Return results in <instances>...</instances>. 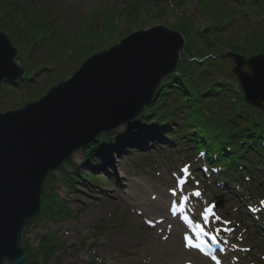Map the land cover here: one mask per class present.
<instances>
[{
  "label": "rangeland",
  "instance_id": "1",
  "mask_svg": "<svg viewBox=\"0 0 264 264\" xmlns=\"http://www.w3.org/2000/svg\"><path fill=\"white\" fill-rule=\"evenodd\" d=\"M212 1L221 7L219 15H206L203 12L206 9L204 3L201 4L203 11L198 9L200 0H185L184 3L180 0H9V4L7 0H1V27L18 48L17 62L26 69V74L20 82H3L0 89V110L19 108L29 101L39 99L53 85L72 76L82 62L95 52L114 45L116 40V43L120 42L136 30L160 23L179 30L185 38L178 67L194 54L199 57L208 54L204 58L205 66L207 63H217L215 73L218 75H205L204 79H198L196 86L199 90L205 91L212 80L218 83L228 79L235 83L236 75L232 72L235 60L225 55L232 50V41L238 36L239 39L247 36L248 31L255 25L236 0ZM137 4L139 9H133ZM161 7L164 10L159 13ZM249 10L253 16L257 14L255 9ZM186 15L194 22L192 32L196 31L190 36H186L183 29L178 27V19ZM216 20L229 22L219 30L220 28H215ZM216 32L219 40L214 45L207 44L206 53L201 55L197 49H192L202 42V34H206L212 41L217 39ZM242 54L248 57V54ZM198 64L195 62L193 65ZM245 68L250 70L247 65ZM227 70L235 75V79ZM221 87L218 84L216 88ZM156 96L155 100L158 98L157 94ZM178 98L179 93L169 92L162 109H175L179 104ZM208 99L212 98L206 96L205 100ZM216 102H202L206 107V113L202 116L212 118V123H218L220 119L215 112H219L218 103L221 104L222 100ZM185 117L183 112L175 115L170 129L174 132L179 130L180 122ZM133 122L121 124L114 130L123 135L127 126ZM170 131L164 133L166 141L172 140L168 136ZM103 135L104 133L100 134ZM170 143L160 146L155 138H148L143 147L133 144L125 147L127 150L124 149L123 153H111L107 161L99 158L100 161L95 164L87 161L83 148L77 149L71 157L72 162L82 172L96 175L99 183L90 184L80 178L74 181L77 187L69 188L61 178L62 174L56 171L61 179L54 181L55 190L52 188L50 191L57 192L66 202V211L62 210L63 216L45 215L40 211L37 218L23 228L21 241L24 242L23 247L27 254L26 262L256 263L259 260L258 254H264V241L260 235L253 233L255 228L252 220L245 215L246 208L240 207L234 193L225 187L215 186L211 178L207 183L198 179L200 183L197 195L183 171L186 165L185 151L177 150L178 147ZM181 175L186 177L183 188L177 185V178ZM47 181L46 178L45 186ZM180 191L182 194L179 196ZM176 197L191 201L200 210H205L207 204L213 201L221 200L222 204L216 208L218 215H223L233 225L232 229H240L238 237L241 238L242 256L230 249L213 259L189 247L181 235L186 226L180 217H175L170 212V204L177 200ZM46 202V197L42 195L41 210H48L45 207ZM190 212L193 213V210L190 209ZM171 231L174 233L171 234ZM43 243L48 244L50 255L46 258L39 251L31 256L32 251L29 248L41 247ZM256 247L262 249L256 251ZM185 254L189 258H184ZM261 260L264 264L263 257Z\"/></svg>",
  "mask_w": 264,
  "mask_h": 264
},
{
  "label": "water",
  "instance_id": "2",
  "mask_svg": "<svg viewBox=\"0 0 264 264\" xmlns=\"http://www.w3.org/2000/svg\"><path fill=\"white\" fill-rule=\"evenodd\" d=\"M184 45L182 33L163 23L136 30L89 56L39 99L0 110V264H40L26 262L21 239L41 210L48 174L100 134L139 118L178 67ZM18 53L0 24V89L24 77ZM225 56L237 63L233 72L246 101L264 109V53L247 58L230 50Z\"/></svg>",
  "mask_w": 264,
  "mask_h": 264
},
{
  "label": "trees",
  "instance_id": "3",
  "mask_svg": "<svg viewBox=\"0 0 264 264\" xmlns=\"http://www.w3.org/2000/svg\"><path fill=\"white\" fill-rule=\"evenodd\" d=\"M7 1L9 4V0ZM236 1L241 4V10L253 19L255 26L248 31L247 36L241 37V39L239 36L236 37L232 41L231 49L248 54L247 56L264 53V0ZM180 2L184 3L185 0H180ZM202 3L206 7L205 11L201 9ZM133 9H139V5L137 4ZM162 9V7L159 9V13ZM198 9L206 15L212 13L219 15L222 11L221 7H218L212 0H200ZM249 9H255L257 14L253 16ZM178 20H180L178 27L183 29L186 36L195 34L196 31L192 32L194 22L190 16H182ZM228 22L229 20L227 22L216 20L217 27L215 26V28L221 30L222 25H226ZM215 37V40L211 41L206 34H202V42L197 44L196 48H191L197 49L199 54L203 55L208 51L207 44L214 45V42L219 40L217 32ZM246 50L249 52L247 53ZM213 55H217V53H213ZM205 56L199 57L198 54L189 56L188 61L185 59L182 65L180 64L172 73L166 75L158 87L156 93L158 98L145 107L143 114L138 119L127 126L125 134L120 135L114 130L104 136H99L89 146L83 147L87 161L93 164L100 161L99 158L107 161L113 152L123 153L125 147L133 144L143 147L148 138H155L160 146L171 142L172 146H180L182 149L185 145L189 147L191 151H188L187 158L192 161L194 170L203 172L200 163L214 166L217 169L216 173L212 169L209 173H203L205 175L215 173L214 183L224 186L237 198H240V203L244 202L241 207L246 206L249 201L257 202L258 198H264V109L256 108L245 101L238 81L234 83L226 79L216 83L217 81L212 80L211 85H208L205 91L199 90L200 88L196 86L198 79H204L205 75L207 77L218 75L215 73V69L218 68L215 66L217 63L211 62L212 64L207 63L205 66ZM195 62L199 64L193 65ZM227 71L232 76L233 73L229 72L230 70ZM232 77L234 78L235 75ZM218 84L222 87L216 88ZM169 92L179 93V104L177 107L175 106V109L169 108L165 111L162 106ZM206 96L212 99L205 100ZM210 100L215 102L214 104L217 103V100H222L221 104L218 103L219 112H215L217 117H221L218 123H212V118L208 119L202 116L206 113V107L202 102L209 104ZM179 112H183L186 117L183 122H180V129L174 132L170 129V125ZM167 130L172 131L168 134L172 138L171 141H166L167 138L164 136ZM56 171L62 174L61 178L69 188L77 187L74 181L80 178L90 184L99 183L96 175L82 172L71 158L66 159L57 170L47 176L48 181L43 196L47 199L45 207L48 210L42 209L41 214L63 216L61 212H63L66 202L58 196L57 192H53L55 190L54 181L60 178L56 175ZM52 188L53 191H50ZM246 213L252 216L257 232L264 235V222L257 219L248 210ZM261 217L264 218V213L261 214ZM21 244L23 245L24 242L21 241ZM52 246L53 244L50 247ZM48 248V244L43 243L41 247L29 249L32 251L31 256L42 251L47 258L50 255ZM29 249L27 248V250Z\"/></svg>",
  "mask_w": 264,
  "mask_h": 264
},
{
  "label": "snow or ice",
  "instance_id": "4",
  "mask_svg": "<svg viewBox=\"0 0 264 264\" xmlns=\"http://www.w3.org/2000/svg\"><path fill=\"white\" fill-rule=\"evenodd\" d=\"M183 171H187V168L183 169ZM198 194H199V193H197V195H198ZM205 223H207V217H205ZM201 231H203V229H201ZM205 234H207V233H205ZM210 238H211L213 241L216 240V237H215V236H211ZM184 239L187 241V245H188L189 247H199V245H193V244H192V240H191L190 237L185 236ZM213 259H215V257H213ZM217 264H219V262H217Z\"/></svg>",
  "mask_w": 264,
  "mask_h": 264
},
{
  "label": "bare ground",
  "instance_id": "5",
  "mask_svg": "<svg viewBox=\"0 0 264 264\" xmlns=\"http://www.w3.org/2000/svg\"><path fill=\"white\" fill-rule=\"evenodd\" d=\"M115 170H117V169L115 168ZM251 231H252V230H251ZM184 232H185V229L183 230V232H182V234H181L182 236L184 235ZM172 233H174V231H171V234H172ZM253 233H257V232H256V231H253ZM257 234L259 235V233H257ZM259 248L262 249L261 247H259ZM263 250H264V249H263ZM262 252H263V251H262ZM190 256H193V255H190ZM185 257H188V256L185 254L184 258H185ZM188 258H189V257H188Z\"/></svg>",
  "mask_w": 264,
  "mask_h": 264
}]
</instances>
